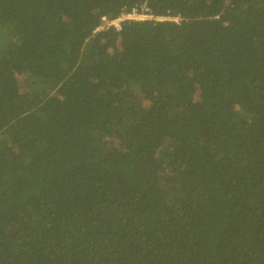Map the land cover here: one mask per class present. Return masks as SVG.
I'll list each match as a JSON object with an SVG mask.
<instances>
[{
  "label": "trees",
  "instance_id": "16d2710c",
  "mask_svg": "<svg viewBox=\"0 0 264 264\" xmlns=\"http://www.w3.org/2000/svg\"><path fill=\"white\" fill-rule=\"evenodd\" d=\"M0 264H264V0H0Z\"/></svg>",
  "mask_w": 264,
  "mask_h": 264
},
{
  "label": "built area",
  "instance_id": "2783aa9c",
  "mask_svg": "<svg viewBox=\"0 0 264 264\" xmlns=\"http://www.w3.org/2000/svg\"><path fill=\"white\" fill-rule=\"evenodd\" d=\"M133 19H152V17H148V16H142L141 17V16H139L137 9L134 8L131 15H129L127 17L122 16L118 20L108 19L106 17L102 18V26L98 29V31L104 30V29H109L111 27H113L119 31V30H121V23L123 21L133 20Z\"/></svg>",
  "mask_w": 264,
  "mask_h": 264
},
{
  "label": "clouds",
  "instance_id": "9594fccd",
  "mask_svg": "<svg viewBox=\"0 0 264 264\" xmlns=\"http://www.w3.org/2000/svg\"><path fill=\"white\" fill-rule=\"evenodd\" d=\"M134 8L137 9L139 16H141V17H142V16H148V17H152V19H133V20H125V21H123V22L121 23V30H122V27H123L124 22H126V21H130V22H145V21L164 22V21H169L168 19L155 18V17L150 13V11H149V9L146 7V5L142 6L141 8L133 7L130 13H128V14H123V15H121L118 19H120L122 16L127 17V16L131 15V14H132V11H133ZM103 18H104V17H103ZM106 18H107V17H106ZM108 19H112V18H108ZM118 19H113V20H118ZM103 25H104V24H103ZM101 26H102V19H101V25L99 26V28H100ZM104 26H105V25H104ZM99 28H98V29H99ZM98 29L96 30V32L103 31V30L98 31ZM121 30H119V32H120Z\"/></svg>",
  "mask_w": 264,
  "mask_h": 264
},
{
  "label": "rangeland",
  "instance_id": "374dc122",
  "mask_svg": "<svg viewBox=\"0 0 264 264\" xmlns=\"http://www.w3.org/2000/svg\"><path fill=\"white\" fill-rule=\"evenodd\" d=\"M35 81V80H34ZM17 83H19V79L16 80ZM33 82V81H32ZM5 85H7L6 89H10L13 91V88H15V86H18V84L13 83L10 80H5Z\"/></svg>",
  "mask_w": 264,
  "mask_h": 264
}]
</instances>
